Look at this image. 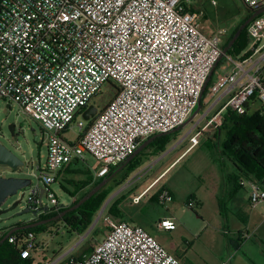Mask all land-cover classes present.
Here are the masks:
<instances>
[{
    "label": "built area",
    "instance_id": "2783aa9c",
    "mask_svg": "<svg viewBox=\"0 0 264 264\" xmlns=\"http://www.w3.org/2000/svg\"><path fill=\"white\" fill-rule=\"evenodd\" d=\"M242 1L251 11L264 6V0ZM210 3L217 6L216 0ZM202 17L192 0H0V101L16 104L49 132L41 139L46 159L37 177L53 203L48 213L64 208L48 188L56 172L90 155L98 162L93 178L104 177L144 140L183 127L205 89L209 102L228 86L237 87L202 127L189 130L184 153L197 147L204 134L217 131L226 110L242 115L252 102L264 106V67L251 62L264 48V13L247 25L252 53L242 60L224 55L229 68L204 91L222 58L226 30L206 35ZM104 83L114 87L112 98L84 121L82 112ZM77 116L79 134L68 141L63 133ZM247 179L249 204L264 202V189ZM30 187L26 206L44 208L40 187ZM156 201L166 206L170 191L161 188ZM98 220L105 229L100 241L63 264H179L142 226L115 220L105 208ZM157 228L172 231L176 224L165 217ZM8 241L23 260L39 250L32 233Z\"/></svg>",
    "mask_w": 264,
    "mask_h": 264
},
{
    "label": "rangeland",
    "instance_id": "374dc122",
    "mask_svg": "<svg viewBox=\"0 0 264 264\" xmlns=\"http://www.w3.org/2000/svg\"><path fill=\"white\" fill-rule=\"evenodd\" d=\"M192 1L203 11L201 19L203 33L209 35L217 29H225L223 42L249 12L242 0H216L217 6L215 7L211 5L210 0ZM193 9L198 8L193 6ZM245 38L249 44L248 36L245 35ZM248 46L247 51L252 53V50H248ZM263 51L264 49L256 56ZM228 68V63L223 58L213 74L211 83L216 79L218 73L225 72ZM114 91L112 84L104 83L100 92L90 100L89 105H93L99 110L112 98ZM214 98L208 104L201 105L189 123L177 131L167 134L166 138L169 140V144L165 146V159L173 152V150L170 151L173 146H175L174 150L186 146L187 137L185 135L195 124L198 128L202 127L206 119L224 105L223 99L216 101ZM259 107L260 105L256 104L252 112L258 110ZM196 110L197 107L193 113ZM78 121L79 117L77 116L71 127L63 133L66 140H76L79 134L76 127ZM11 124L15 127V137H12L9 131ZM196 127L193 131H196ZM227 131L225 128L222 129L216 140H214L215 132L204 134L201 143L186 157L180 159L176 163L178 165L171 172L164 174L166 176L162 185H168L174 192V199L171 202L166 206H161L155 201H151L150 198L153 195L154 198L157 197L160 191V188L156 187L145 197L139 199L138 203H135L136 207L130 209L129 217H124L122 220L142 226L155 239L164 243L167 249L177 254L181 264H264V202L255 206L249 204V180L240 178L244 180V184L238 190L237 200L231 203L225 199L221 206L222 208L225 206V210H220L214 200L215 190H212V185L217 174L220 153L223 150L221 143L226 140ZM48 134L49 132L45 131L38 121L23 114L16 104L0 101V142L24 162V166L17 171L0 166V176L29 178L34 187H40V193L43 194L42 205L52 209L53 203L44 195L43 186L37 180L39 170L44 166L46 159V145L41 139H46ZM34 135L37 136L36 140L33 139ZM151 162L145 164L140 170L130 173L110 196L121 187L122 191L107 201L109 196L102 203L100 209L105 206L106 212L115 220H119L108 212V208L115 204L114 202L120 194H122V198L130 195L135 198L147 188L149 185L148 167ZM162 162L159 163V166ZM221 165L227 171L236 174V170L227 158H222ZM97 166L98 162L90 155H86L83 162L70 166L69 171L72 174L63 173L58 179L56 178V181L48 186L56 196V202L64 207L71 200L74 202L87 192L89 186L78 185V189H75L76 187L64 182L63 179L71 180L74 183L89 181L90 172H93ZM56 173L58 174V172ZM59 183L64 187V192ZM31 189V187H27L20 190L17 194L8 197L0 206V236L10 230L11 223L5 219L26 208V200ZM22 193H24V198L20 201ZM193 196L200 201V206H195ZM17 201L19 204L16 208L10 209ZM118 205L119 203L115 205V208L120 210ZM167 207H170V215L175 219L176 228L170 232L159 231L153 226L158 217L166 212ZM98 213L99 211L94 219V221L97 219L95 224L82 234L70 232L62 222L47 225L45 232H36L34 243L39 247V250L32 251L33 261L31 264H47L49 262L63 264L72 256L76 257L84 251H88L93 244L100 241L105 231L98 220ZM32 218L30 214H26L19 219L28 221ZM245 227L249 233L253 234V237L241 248L239 247L240 249L235 250L232 241L238 242V233Z\"/></svg>",
    "mask_w": 264,
    "mask_h": 264
},
{
    "label": "trees",
    "instance_id": "16d2710c",
    "mask_svg": "<svg viewBox=\"0 0 264 264\" xmlns=\"http://www.w3.org/2000/svg\"><path fill=\"white\" fill-rule=\"evenodd\" d=\"M250 15V13L246 14L244 18L239 22V24L234 28L232 33L223 43L222 49L231 40L240 24H242ZM245 35H247V26L242 30L239 37L227 51V56L242 60L247 58L251 54L250 51L244 52L248 46ZM237 56H239V58H237ZM223 58L224 57H222V59ZM222 59L219 60L216 66H218ZM205 93L206 89L203 92L200 104L205 96ZM224 128L228 131L226 140L221 143L223 150L220 154L222 158L226 157L236 170V174L232 173L230 176H227L224 174L222 167L219 166L220 172L222 173L225 181L228 183H232L235 189H237L241 188V186L239 185L240 178H253L264 189V106L260 105L259 109L254 112L250 111V108L248 106L246 108V112L242 115L236 114L230 110H226L221 115V125L214 135V140L218 139L221 130ZM65 132L66 131H64V133ZM166 136L167 135L164 134L158 138H155L149 145L157 144L161 141V143L158 144L156 150L160 152L165 151V146L168 143ZM141 153L142 151L139 152L131 161L126 163L122 168L121 166L123 165V163L116 168L109 170V172L102 178L93 180L92 172H90L91 177L89 181L74 183L71 180H63L64 182H67L70 185L76 187L75 189H78V185L89 186L90 188L80 198L61 209V212L76 204L102 180L110 178L98 192H96L92 197L82 203L77 209L67 213L61 220L41 225L32 229L13 232L3 243L0 244V264H30L28 263V259H21L18 256L17 250L15 249L14 245L9 243L8 240L12 236H16L18 238V236L27 233L35 234L38 231L44 232L47 229L45 228L47 225H52L57 222H62L65 226L68 227L70 232L82 234L83 232L87 231L92 225L102 203L111 195L115 188L119 187L126 180L130 173L135 171L140 166L141 163L138 160V157L139 155H141ZM73 164H76V162H71L62 170H64V172L68 174H72V172L69 171V168ZM117 169H119L118 172L114 174ZM59 185L61 189L65 191L64 187L60 183ZM122 197L123 196L121 195L116 198L114 202L115 204L108 208V212L119 218V221H122L125 216L120 210H117L115 208V205L119 203V200ZM150 200L156 202V196L154 198L153 195ZM55 215H57V213L46 212L42 213L40 217L41 219H50ZM3 237L4 235L0 236V239ZM80 256L81 254L77 257Z\"/></svg>",
    "mask_w": 264,
    "mask_h": 264
},
{
    "label": "crops",
    "instance_id": "0c3cea01",
    "mask_svg": "<svg viewBox=\"0 0 264 264\" xmlns=\"http://www.w3.org/2000/svg\"><path fill=\"white\" fill-rule=\"evenodd\" d=\"M203 29V27H202ZM214 33V32H213ZM211 33V34H213ZM209 34V35H211ZM264 49V48H263ZM244 52H247V49L244 51ZM264 52V51H263ZM261 53L260 55L256 56V54L260 53H256L252 59H251V62L252 63H258L260 66L264 67V53ZM217 69V66H215L211 76H210V79H209V82L207 83L208 85L211 84V80H212V77H213V74L215 73V70ZM223 73V72H222ZM218 74H221V73H218ZM215 81V80H214ZM213 81V82H214ZM212 82V83H213ZM236 85H230L228 86L226 89L220 91L217 96L215 97L216 98V101L220 100V99H223L224 100V103L226 102L227 98L229 97V95L231 93H233L235 90H236ZM214 98V99H215ZM211 101V100H210ZM209 101V102H210ZM209 102H206L205 99L203 98L202 99V102H201V105H204V104H208ZM255 102H253L251 105H249V108H250V111L253 110V107L257 104H254ZM201 108V107H200ZM189 132V131H188ZM216 133V132H215ZM188 134V133H187ZM187 134L185 135V137H187ZM167 135V134H166ZM184 137V138H185ZM168 140V139H167ZM145 141V140H144ZM143 141V142H144ZM208 141V140H207ZM151 143V142H150ZM149 143V144H150ZM161 143L158 142L157 144H152V145H147L143 150H142V153L141 155H139L138 157V160L140 161V166L136 169L137 171L140 170L145 164H147L148 162L152 161L151 164H149L150 166L148 167L149 169V175H148V182H149V185L147 186V188L144 190H148V192H150L152 189L156 188V187H159V188H166L170 191L171 195H172V200L174 199V192L171 190V188L166 185V184H163L162 185V182L164 180V174H168L169 172L172 171V169H174L178 164H176L180 159H183L184 157H186L192 150H194V148L187 152V153H184L185 151V148L187 146H184L182 148H179L177 150H174L175 149V146H173L171 148L170 151L173 150V152L171 153L170 156H168V158L165 159V151L163 152H160V151H157L156 148L158 147V144ZM169 144V140H168V143L167 145ZM226 158V157H225ZM162 162V164H160L159 166V163ZM73 162H76V161H73ZM219 164L217 166V174H216V177L214 179V183L212 185V190H215L214 193H213V196H214V200L216 201V204L218 206V208L220 210L224 209L225 210V206L224 208H222V204L223 202L225 201V199H227L229 202H233L234 200H237L236 197H237V193H238V190L241 189V188H237L235 189L234 185L232 183H228L225 181L222 173L220 172V167H222L223 169V172L225 175L227 176H230L232 174V172L230 171H227L223 165H221L222 163V157H220L219 159ZM80 162H76V164H78ZM230 163V162H229ZM176 164V165H175ZM231 164V163H230ZM175 165V166H174ZM233 167V166H232ZM234 168V167H233ZM235 169V168H234ZM63 173H66L64 172V170L58 172L57 174V179L59 178V176ZM68 174V173H67ZM92 177H93V172H92ZM66 178H69V177H66ZM64 181L65 180H68V179H63ZM94 180V178H93ZM156 182V183H155ZM61 188V187H60ZM63 191V190H62ZM122 191L121 190H117L115 193V195L119 194L120 192ZM64 192V191H63ZM146 193V194H147ZM112 194V195H113ZM145 194V196H146ZM122 194H120L119 196H121ZM118 196V197H119ZM144 196V197H145ZM194 199V204L195 206H200V201L198 199H196V197H192ZM132 196H124V198L120 199L119 200V205L118 207L120 208V210L123 212L124 216L125 217H129V213H130V209H132L133 207H136L135 204H133L132 202ZM73 201L71 200L70 203L68 205H70ZM157 203V201H156ZM158 204V203H157ZM67 205V206H68ZM66 207V206H64ZM170 207L166 208V212L162 215H160L158 217V219L156 220V224L153 226V227H156L157 230L159 231H164L162 229H158L157 228V224L158 222L165 218V217H170V218H173L171 215H170ZM175 221V219H174ZM130 224H133V223H130ZM137 225V224H136ZM152 229V228H150ZM147 231V230H146ZM45 232V231H44ZM148 232V231H147ZM170 232V231H168ZM149 233V232H148ZM150 234V233H149ZM34 235V234H33ZM251 237H253V234L252 233H249V231L247 230V228L245 227L244 229H242L239 233H238V242H234L232 241V245L234 246L233 248L235 250L237 249H240L241 246H243L244 244L247 243V241H250L251 240ZM36 240V236L34 235V242ZM164 247L165 249L172 255L176 256L178 259H179V264H181L180 262V257L171 252L169 249L166 248V246L164 245V243H162L161 241H159ZM240 247V248H239ZM34 251V250H33ZM87 252V251H84V253ZM83 254V253H82ZM81 254V255H82ZM32 253H31V256L30 258L28 259V263L31 264V262L33 261V257H32ZM79 256V255H78ZM75 257V256H74ZM77 257V256H76Z\"/></svg>",
    "mask_w": 264,
    "mask_h": 264
},
{
    "label": "water",
    "instance_id": "95a60500",
    "mask_svg": "<svg viewBox=\"0 0 264 264\" xmlns=\"http://www.w3.org/2000/svg\"><path fill=\"white\" fill-rule=\"evenodd\" d=\"M249 12H251V15L242 23L240 24V26L238 27V29L236 30V32L234 33L233 37L231 38V40L227 43V45L222 49V56L226 55L227 51L231 48V46L233 45V43L235 42V40L239 37V35L241 34L242 30L250 23L251 20H253L255 17L261 15L264 13V6L260 9H257L255 11H251L248 10ZM213 70L210 72L205 86L203 88V91L207 85V83L209 82L210 76L212 74ZM201 104L199 103L197 105V110L190 116V118L185 122L184 125H186L187 123H189L192 118L196 115L197 111L200 109ZM97 108L93 105H88L87 108L82 112L81 117L84 121H90V119L94 118L95 115L97 114ZM179 128H176L175 130L168 132L169 133H173L175 131H177ZM9 131L12 137H15V127L13 124H11L9 126ZM33 131V130H32ZM164 134H156L154 136L149 137L148 139H146L144 142H142L139 147L136 149V151L129 156L125 162H123V165L121 166V168L128 163L129 161H131L139 152H141L150 142H152L155 138H158L160 136H162ZM33 139L36 140L37 136L34 135ZM0 166L2 167H7L13 171H17L20 168H22L24 166V162L21 160V158H19L17 155H15L10 149H8L5 145H3L0 142ZM120 169V168H119ZM117 169L114 174H116L118 172ZM113 174V175H114ZM108 179H104L102 180L98 185H96L94 188H92L82 199H80L76 204H74L73 206L67 208L66 210L60 212L59 214L55 215L54 217L50 218V219H43V220H39L36 222H31L33 219L37 218L40 214V212H44L46 213L48 211L47 207H44L42 209L38 208L36 210L31 209L29 206H26V208H24L21 211H18L12 215H10L7 219H5V221H9L10 224V230L4 235L3 238L0 239V244L3 243L8 236H10L13 232L15 231H19V230H27V229H32L41 225H45L48 224L50 222L53 221H58L61 220L65 214L74 211L75 209H77L82 203H84L86 200H88L90 197H92L96 192H98L109 180ZM32 185V181L29 178H22V177H2L0 176V206L5 202V200L10 197L13 196L15 194H17V192L19 190H22L24 188L30 187ZM121 188H119V190H121ZM118 190V191H119ZM115 194H113L112 196H110L108 200H110L112 197H114ZM19 204V201L15 202L10 209H14L16 208V206ZM103 208H105V206H103ZM102 209V208H101ZM26 214H30L33 218L25 221V220H20L19 218L23 217ZM97 220V219H96ZM96 220L93 222L92 226L95 224ZM23 223V224H21ZM21 224V225H19Z\"/></svg>",
    "mask_w": 264,
    "mask_h": 264
},
{
    "label": "flooded vegetation",
    "instance_id": "af4514ba",
    "mask_svg": "<svg viewBox=\"0 0 264 264\" xmlns=\"http://www.w3.org/2000/svg\"><path fill=\"white\" fill-rule=\"evenodd\" d=\"M248 13L251 14V12H248ZM60 212H61V210L58 211L57 214H59ZM40 215H41V214H40ZM40 215H39L37 218L33 219L31 222H36V221H39V220H43V219H41ZM65 215H66V214H65ZM65 215H64V216H65ZM53 222H55V221H53ZM50 223H51V222H50ZM21 224H23V223H21ZM21 224H19V225H21ZM48 224H49V223H48ZM23 230H25V229H23Z\"/></svg>",
    "mask_w": 264,
    "mask_h": 264
},
{
    "label": "bare ground",
    "instance_id": "6f19581e",
    "mask_svg": "<svg viewBox=\"0 0 264 264\" xmlns=\"http://www.w3.org/2000/svg\"><path fill=\"white\" fill-rule=\"evenodd\" d=\"M156 183V182H155Z\"/></svg>",
    "mask_w": 264,
    "mask_h": 264
}]
</instances>
